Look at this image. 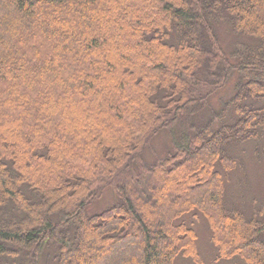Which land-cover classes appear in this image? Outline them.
Wrapping results in <instances>:
<instances>
[{
    "label": "trees",
    "instance_id": "16d2710c",
    "mask_svg": "<svg viewBox=\"0 0 264 264\" xmlns=\"http://www.w3.org/2000/svg\"><path fill=\"white\" fill-rule=\"evenodd\" d=\"M248 154L264 0H0V264L198 262L197 214L217 259L264 264L260 196L227 191ZM105 192L118 203L91 214Z\"/></svg>",
    "mask_w": 264,
    "mask_h": 264
},
{
    "label": "rangeland",
    "instance_id": "374dc122",
    "mask_svg": "<svg viewBox=\"0 0 264 264\" xmlns=\"http://www.w3.org/2000/svg\"><path fill=\"white\" fill-rule=\"evenodd\" d=\"M225 38H226L225 39L226 45L228 46L229 39L227 36ZM232 76L233 77L235 76V79H237L235 74ZM235 79H232L231 83H227L223 89H221L216 95H214L211 98L210 101L211 104L214 106L215 113L220 111V107L222 106L221 103H225L230 100L232 96V90ZM167 131L168 133H170L169 130ZM165 138H166L165 133L160 134V136L154 141V143L149 148V150L145 152L144 157L146 163L153 164L160 157H162V154L165 152L168 146V143L166 142ZM235 149H237V147L231 146V151ZM240 150H244V149H240ZM150 157L152 158L151 161L149 160ZM242 161H243L242 169L247 176H242L241 171L234 174L233 176H238V180H237L238 184L236 183V181H235L236 184H234V179L236 177H231L230 183L227 184L228 185L227 191L231 192L233 199H235L236 200L235 202L238 203L237 205L241 207V195H243V193L241 194V191H247L250 187L251 188L250 193L253 195L252 191H254L256 195H259L260 196L259 199L263 202L261 204L264 205V185H263L264 182L261 184H256L259 182V180L262 181V177L264 176V157L260 161H258L256 158L254 160L253 154H248V156L246 158H243ZM228 192L225 194L226 195L225 197L227 199L230 198ZM105 193L106 195L104 196L103 199H100L98 202L93 204L92 207L89 208L91 214H99L105 209L109 207H113L118 203L117 198L108 197L109 196L107 195L108 192ZM253 196H251V199H247V204H249V200L251 201L252 199H254L252 198ZM255 199L260 201L258 198ZM196 218L197 219L194 220L192 217L189 216L184 219L187 221L186 225L191 229H193L196 233L197 239H196L195 249L197 254L199 255V261L197 262L189 258H185L183 256H178L175 258L173 264H244V262L238 257H235L230 260L220 259V258L217 259V248L215 247V244H213L212 242V233L206 219L201 214H197Z\"/></svg>",
    "mask_w": 264,
    "mask_h": 264
}]
</instances>
